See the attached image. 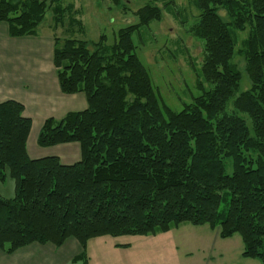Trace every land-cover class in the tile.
Returning a JSON list of instances; mask_svg holds the SVG:
<instances>
[{"label":"trees","instance_id":"trees-1","mask_svg":"<svg viewBox=\"0 0 264 264\" xmlns=\"http://www.w3.org/2000/svg\"><path fill=\"white\" fill-rule=\"evenodd\" d=\"M160 1L138 9L137 23L118 30L110 45L105 36L93 43L54 40L59 89L82 94L87 107L58 122L45 120L37 143H76V162L31 159V119L21 103H0V183H14L12 198L0 195L3 254L33 244L60 248L73 239L81 249L73 262L87 264L90 240L154 236L188 224L217 230L221 240L239 236L241 257L264 264V0H192L198 16L191 34L203 44V81L180 112L153 87L132 41L160 20ZM60 2H49L57 26L71 10ZM48 8L47 0H0V23L12 38L34 36ZM68 23L83 30L72 17ZM245 27L237 53L250 88L237 95L235 32Z\"/></svg>","mask_w":264,"mask_h":264},{"label":"rangeland","instance_id":"rangeland-1","mask_svg":"<svg viewBox=\"0 0 264 264\" xmlns=\"http://www.w3.org/2000/svg\"><path fill=\"white\" fill-rule=\"evenodd\" d=\"M49 2L47 0V8ZM149 2L121 0L119 5H115L112 0H61L60 6L64 9L71 7V10L64 11L63 21L58 26L53 22L51 5L34 36L12 38L7 33L3 36L0 30V103L18 98L24 93L37 99L23 112L25 117L31 119L27 141V153L31 159L57 156L62 164H72L79 160V147L76 143L46 148L37 143L45 120L52 118L58 122L67 112H79L87 107L82 94L64 95L59 89L53 63L54 40L73 37L93 43L100 36H105L106 43L110 45L115 41L118 30L137 23L135 12ZM155 6L161 9L160 20L134 34L132 41L138 58L150 74L153 87L172 111L180 112L183 105L190 104L192 98L200 94L196 86L198 81H203L200 77L203 44L191 34V28L197 23L198 11L192 0H162ZM219 15L227 21L224 11L220 10ZM70 17L82 24L81 32L69 26ZM0 27L7 29V24L0 23ZM247 31L245 27L244 31L235 32L236 47L232 63L241 74L237 95L250 88L245 61L237 53L247 37ZM204 88H207L206 84ZM73 147L77 149L78 156L69 155L74 151ZM230 172L228 162L227 173ZM0 195L5 199L14 196V183L11 179L7 178L4 183H0ZM223 208L224 203L221 206ZM214 235H218L217 230L212 232L208 226L182 224L166 234L158 233L154 236L97 238L87 244V261L89 264H261L241 257L242 242L239 236H234L230 241L220 240L217 236L215 243ZM112 245L126 246L121 247L125 251L116 254L112 252ZM40 246L36 244L12 258H5L7 260L2 264L35 260L31 256L26 257L24 252ZM219 254H222V258Z\"/></svg>","mask_w":264,"mask_h":264},{"label":"crops","instance_id":"crops-1","mask_svg":"<svg viewBox=\"0 0 264 264\" xmlns=\"http://www.w3.org/2000/svg\"><path fill=\"white\" fill-rule=\"evenodd\" d=\"M6 28L7 29H5V27H0V30L3 31V33H1V34H3V36L6 33L8 34V26ZM27 37H30V36H27ZM27 37H20V38H27ZM22 93H24V92H22ZM1 94L7 95L6 93H1ZM72 96H74V95H72ZM15 99H11V100H14L18 103H21L24 107V110H26L27 106L32 105L37 100L36 98H32L27 93H24L23 95L19 96L18 98H15ZM70 112H72V111H70ZM67 113H69V112H67ZM65 115H63V117ZM76 151H77V149L74 148V151L71 152V154H69V155H76L77 154V156H78V151L77 152ZM44 157H49V156H44ZM44 157H40V158H44ZM54 157H57V156H54ZM57 158H59V157H57ZM59 160H60V158H59ZM212 232H214V231H212ZM217 236L216 235L213 236L215 243L217 242V240H216ZM233 238H234V236L230 239L225 240V241L233 240ZM35 245L36 244H33V245L28 246V247L22 248V249L16 251L15 253H13L12 255H5L2 252H0V264L5 263V260H7L5 258H12L11 256H16L18 254V252H20L22 250H27L28 248H31L32 246H35ZM117 246H119V245H112V247H113L112 252H114L116 254H121L122 252L125 251L121 247H117ZM37 248L38 249H33L30 252H24V255H26V257L31 256V258L35 259V260H22V261H19L18 264H64V263L65 264H67V263L72 264V263H74L73 259L78 257L79 254L81 253V249H80L79 244L73 239L67 240L60 248H55L54 246H52L50 244L40 246ZM242 249H243V246H242ZM86 250H87V246H86ZM59 252H61V253L58 254ZM8 256H10V257H8ZM219 257L222 258V254H219ZM247 260H249V259H247ZM252 261H255V260H252ZM87 264H89V261H87Z\"/></svg>","mask_w":264,"mask_h":264}]
</instances>
